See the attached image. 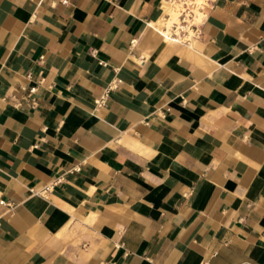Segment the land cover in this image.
Masks as SVG:
<instances>
[{
	"label": "crops",
	"instance_id": "obj_1",
	"mask_svg": "<svg viewBox=\"0 0 264 264\" xmlns=\"http://www.w3.org/2000/svg\"><path fill=\"white\" fill-rule=\"evenodd\" d=\"M161 4L0 0V264H264V0Z\"/></svg>",
	"mask_w": 264,
	"mask_h": 264
},
{
	"label": "built area",
	"instance_id": "obj_2",
	"mask_svg": "<svg viewBox=\"0 0 264 264\" xmlns=\"http://www.w3.org/2000/svg\"><path fill=\"white\" fill-rule=\"evenodd\" d=\"M63 4L67 3V0H60ZM214 0H162L161 4V17L157 20L156 28L161 31L163 35H167L172 40L186 43L192 38H195L201 33V26L204 23L208 10L213 6ZM171 12L176 16L172 18ZM117 82L112 81L107 87L106 91L100 98L95 100L97 106H103L106 103L108 92L115 88ZM20 90L26 91V99L29 101L30 106H34L36 103V87H19ZM13 105L19 107L22 102L13 99ZM53 184L45 186L40 190H32L35 194L45 195L51 191ZM7 205L10 204L1 202ZM10 210V209H9Z\"/></svg>",
	"mask_w": 264,
	"mask_h": 264
},
{
	"label": "bare ground",
	"instance_id": "obj_3",
	"mask_svg": "<svg viewBox=\"0 0 264 264\" xmlns=\"http://www.w3.org/2000/svg\"><path fill=\"white\" fill-rule=\"evenodd\" d=\"M171 15H172V18L174 19V17L176 16L175 13L171 12ZM155 29V28H154ZM156 30V29H155ZM160 35L165 39V40H168V41H172V42H178L176 40H172L170 37H168L167 35H163L160 31Z\"/></svg>",
	"mask_w": 264,
	"mask_h": 264
}]
</instances>
